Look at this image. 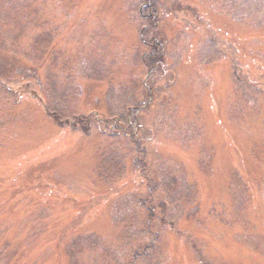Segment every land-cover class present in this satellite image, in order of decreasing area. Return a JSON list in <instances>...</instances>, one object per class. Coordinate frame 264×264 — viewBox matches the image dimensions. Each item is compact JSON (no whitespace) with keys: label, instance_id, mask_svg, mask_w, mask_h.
Returning a JSON list of instances; mask_svg holds the SVG:
<instances>
[{"label":"rangeland","instance_id":"obj_1","mask_svg":"<svg viewBox=\"0 0 264 264\" xmlns=\"http://www.w3.org/2000/svg\"><path fill=\"white\" fill-rule=\"evenodd\" d=\"M0 264H264V0H0Z\"/></svg>","mask_w":264,"mask_h":264},{"label":"trees","instance_id":"obj_2","mask_svg":"<svg viewBox=\"0 0 264 264\" xmlns=\"http://www.w3.org/2000/svg\"><path fill=\"white\" fill-rule=\"evenodd\" d=\"M142 13H148V14H151L150 13V5L148 6H145V7H141V10H140ZM149 11V12H148ZM145 61L146 63H154L155 61V58H152V59H149L148 57L145 58Z\"/></svg>","mask_w":264,"mask_h":264}]
</instances>
